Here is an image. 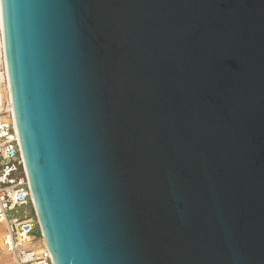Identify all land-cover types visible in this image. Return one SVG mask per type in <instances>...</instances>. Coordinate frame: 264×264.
<instances>
[{"label":"water","instance_id":"1","mask_svg":"<svg viewBox=\"0 0 264 264\" xmlns=\"http://www.w3.org/2000/svg\"><path fill=\"white\" fill-rule=\"evenodd\" d=\"M0 9L53 264H264V0Z\"/></svg>","mask_w":264,"mask_h":264},{"label":"built area","instance_id":"2","mask_svg":"<svg viewBox=\"0 0 264 264\" xmlns=\"http://www.w3.org/2000/svg\"><path fill=\"white\" fill-rule=\"evenodd\" d=\"M1 31V30H0ZM4 90L8 92L6 71H3ZM5 102L0 114V257L9 256V264H53L40 235V246L32 235L40 234L33 208L27 172L20 148L12 110ZM31 206L32 217H10L17 209Z\"/></svg>","mask_w":264,"mask_h":264},{"label":"rangeland","instance_id":"3","mask_svg":"<svg viewBox=\"0 0 264 264\" xmlns=\"http://www.w3.org/2000/svg\"><path fill=\"white\" fill-rule=\"evenodd\" d=\"M4 68L1 66L0 67V73H3ZM33 216V210L31 206L23 207L20 209H17L16 211L12 212L10 214V217H17L19 219H22L24 217H32ZM32 235L35 236L36 241L33 242V246L38 247L40 246V234L38 232V229H35L32 233ZM10 263V258L9 256H1L0 257V264H9Z\"/></svg>","mask_w":264,"mask_h":264},{"label":"bare ground","instance_id":"4","mask_svg":"<svg viewBox=\"0 0 264 264\" xmlns=\"http://www.w3.org/2000/svg\"><path fill=\"white\" fill-rule=\"evenodd\" d=\"M0 67L2 66L5 70V60H4V53H3V43H2V22H1V9H0ZM5 79L3 73H0V111L3 106V102L5 101L8 104V109L12 110L10 106V97L9 92L6 91V87L4 90V84L2 83ZM5 109V104L3 110Z\"/></svg>","mask_w":264,"mask_h":264}]
</instances>
